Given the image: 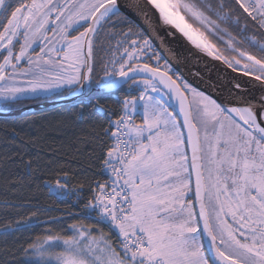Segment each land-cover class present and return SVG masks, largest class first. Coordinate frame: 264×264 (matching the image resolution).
<instances>
[{
	"label": "snow or ice",
	"instance_id": "1",
	"mask_svg": "<svg viewBox=\"0 0 264 264\" xmlns=\"http://www.w3.org/2000/svg\"><path fill=\"white\" fill-rule=\"evenodd\" d=\"M147 4L195 49L252 76L259 93L219 99L183 74L174 79L170 61L160 66ZM147 4L0 0V111L65 86L89 101L121 94L114 108L96 104L89 114L98 120L89 167L104 179L90 181L80 214L95 223L25 241L18 264H264V0ZM125 22L126 32L106 31ZM69 182L59 168L44 186L56 199L71 193L79 201L84 184ZM31 217L0 224V236L32 229ZM100 225L116 235L115 246Z\"/></svg>",
	"mask_w": 264,
	"mask_h": 264
},
{
	"label": "trees",
	"instance_id": "2",
	"mask_svg": "<svg viewBox=\"0 0 264 264\" xmlns=\"http://www.w3.org/2000/svg\"><path fill=\"white\" fill-rule=\"evenodd\" d=\"M119 19L114 17L113 21ZM128 27L127 22L117 23L115 28L106 31L115 34L126 32ZM133 31L139 29L133 26ZM115 44L116 41L113 40V47ZM102 55L103 51L97 52L98 57ZM151 63L156 62L153 59ZM160 64L164 65L163 58ZM173 73L175 79L178 75L174 71ZM71 93L64 90L49 98L26 99L20 104L12 105L9 111L67 97ZM120 95L116 93L109 98L94 95L89 101V98L81 94L36 111L20 115H0V224L28 220L33 212L36 213L35 217H31L35 224L32 229L16 233L7 240L0 236V264H18L24 258L21 245L27 247L25 241L46 234L48 229L53 233L66 232L70 235L71 224L82 222L87 226L95 223L80 214V209L89 196L90 181L104 179L100 175L93 176L97 169L89 167L95 164L94 159L90 158L91 137L98 131V120L89 118V114L96 104L114 108L116 98ZM29 161L31 169L27 167ZM59 168L69 171L70 189H78L80 184H84L79 201L71 193L63 199H56L48 194L44 180L49 177V173ZM73 172L74 176L71 175ZM101 230L115 246L116 235L103 225L97 227V233Z\"/></svg>",
	"mask_w": 264,
	"mask_h": 264
},
{
	"label": "water",
	"instance_id": "3",
	"mask_svg": "<svg viewBox=\"0 0 264 264\" xmlns=\"http://www.w3.org/2000/svg\"><path fill=\"white\" fill-rule=\"evenodd\" d=\"M120 3L122 7H125L127 4L136 3H140L143 6L147 4V1L120 0ZM144 10L149 12L156 23V31L159 33V37L153 40L156 49L161 52L163 60L167 59L170 61L173 71L177 75L183 74V78L191 86L203 91L206 95L219 99L229 98L230 92L247 91L255 94L259 93V82L255 81L252 76H245L238 70L233 71L232 68H229L222 61L215 60L195 49L174 28L171 26L165 27L162 24L159 13L150 4H147V8ZM128 15L138 23L142 20L141 14L134 10H130ZM141 27H144L146 32L148 31L144 23H141ZM169 31L174 33V36H169ZM152 35L155 36V33H152ZM160 38H163V44L160 43ZM237 83L241 85V89L239 90L236 88ZM160 87L162 91H167L162 85ZM79 95L81 93H71L67 97L43 101L19 110L0 111V115H20L27 111H36L70 100ZM172 108L176 110V114L178 115V104L174 100L172 101Z\"/></svg>",
	"mask_w": 264,
	"mask_h": 264
},
{
	"label": "rangeland",
	"instance_id": "4",
	"mask_svg": "<svg viewBox=\"0 0 264 264\" xmlns=\"http://www.w3.org/2000/svg\"><path fill=\"white\" fill-rule=\"evenodd\" d=\"M82 30V29H81ZM74 35L75 34H77V33H73ZM36 51H39V48H36ZM22 66H24V65H22ZM160 66L163 68V64H160ZM239 71V70H238ZM3 84V82H0V85H2ZM64 90H67V88H66V86H65V88H63V89H56V90H52L51 92H47V93H45V92H41V93H39L38 95H36V98H49V97H51L52 95H55V94H58V93H61L62 91H64ZM29 96H32V95H34V94H31V93H29L28 94ZM3 104V102L2 101H0V105H2ZM170 110V109H169ZM171 111V110H170ZM57 250H59V249H57Z\"/></svg>",
	"mask_w": 264,
	"mask_h": 264
},
{
	"label": "bare ground",
	"instance_id": "5",
	"mask_svg": "<svg viewBox=\"0 0 264 264\" xmlns=\"http://www.w3.org/2000/svg\"><path fill=\"white\" fill-rule=\"evenodd\" d=\"M147 1V0H146ZM152 6V5H151ZM156 10V9H155ZM157 11V10H156ZM175 29V28H174ZM176 30V29H175ZM180 34V33H179ZM181 35V34H180ZM182 36V35H181ZM183 37V36H182ZM184 38V37H183ZM186 40V38H184ZM189 43V42H188ZM206 55V54H205Z\"/></svg>",
	"mask_w": 264,
	"mask_h": 264
}]
</instances>
